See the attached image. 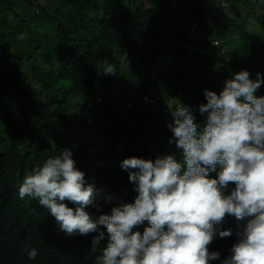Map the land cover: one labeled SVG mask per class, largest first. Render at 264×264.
Listing matches in <instances>:
<instances>
[{
	"label": "trees",
	"instance_id": "trees-1",
	"mask_svg": "<svg viewBox=\"0 0 264 264\" xmlns=\"http://www.w3.org/2000/svg\"><path fill=\"white\" fill-rule=\"evenodd\" d=\"M106 62L117 74L98 72ZM242 70L264 74V0H0V264H95L106 241L92 253L98 233L60 231L19 198L24 177L67 148L115 204L134 202L120 162L180 159L168 105L181 100L203 124L204 91L219 94ZM115 204L86 210L98 218ZM236 240L209 249L223 259Z\"/></svg>",
	"mask_w": 264,
	"mask_h": 264
},
{
	"label": "clouds",
	"instance_id": "clouds-1",
	"mask_svg": "<svg viewBox=\"0 0 264 264\" xmlns=\"http://www.w3.org/2000/svg\"><path fill=\"white\" fill-rule=\"evenodd\" d=\"M98 72L118 70L106 62ZM250 77L242 70L219 94L205 90L207 102L198 109L203 124L181 100L168 105L169 143L180 159L175 153L123 159L120 168L134 185V202L115 204L118 198L89 183L67 148L24 177L19 198L38 201L68 235L98 233L91 252L102 241L106 246L95 264H264V96L257 95L264 74ZM101 200L115 206L111 214L93 218L86 209L99 208ZM145 221L142 233L134 231ZM235 236L225 258L210 251L212 242ZM39 254L37 248L27 251L29 260Z\"/></svg>",
	"mask_w": 264,
	"mask_h": 264
},
{
	"label": "rangeland",
	"instance_id": "rangeland-1",
	"mask_svg": "<svg viewBox=\"0 0 264 264\" xmlns=\"http://www.w3.org/2000/svg\"><path fill=\"white\" fill-rule=\"evenodd\" d=\"M8 18H12V16L9 15ZM25 31H26V29L23 28V29H22V32H25ZM235 42H237V41H235Z\"/></svg>",
	"mask_w": 264,
	"mask_h": 264
}]
</instances>
